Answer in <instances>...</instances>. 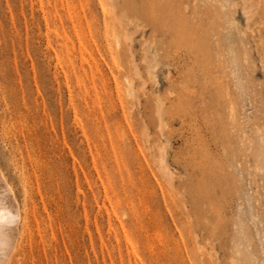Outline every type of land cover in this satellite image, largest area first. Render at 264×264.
<instances>
[{"label":"rangeland","instance_id":"1","mask_svg":"<svg viewBox=\"0 0 264 264\" xmlns=\"http://www.w3.org/2000/svg\"><path fill=\"white\" fill-rule=\"evenodd\" d=\"M0 171L5 264H264V0H0Z\"/></svg>","mask_w":264,"mask_h":264},{"label":"bare ground","instance_id":"2","mask_svg":"<svg viewBox=\"0 0 264 264\" xmlns=\"http://www.w3.org/2000/svg\"><path fill=\"white\" fill-rule=\"evenodd\" d=\"M23 185H25V184H23ZM12 187L13 186H11V184L6 180V178L4 177V175L0 171V264H5L8 256L11 254L10 252H11L12 245L14 244L13 238L15 237V235L19 236L21 234L23 236V232L27 229H30L31 217L29 216L27 209H24V211L22 213L20 211L19 207L16 208L15 205L12 204V201L14 199V192H13L14 190ZM25 191H26V188H25ZM15 203L17 204V202H15ZM28 206L31 207L30 205H28ZM23 208H24V206H23ZM30 215H31V213H30ZM29 217H30V219H29ZM23 237H25V236H23ZM27 239H28V237H27ZM13 248H14V246H13ZM17 252H20V251L17 250ZM13 257H14V259L17 258L15 256H13ZM10 259H8V260H10ZM22 259H24V258H22ZM16 260H14L15 264L19 263V262L16 263Z\"/></svg>","mask_w":264,"mask_h":264}]
</instances>
